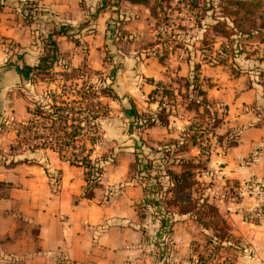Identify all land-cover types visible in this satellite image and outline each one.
<instances>
[{"label": "crops", "instance_id": "0c3cea01", "mask_svg": "<svg viewBox=\"0 0 264 264\" xmlns=\"http://www.w3.org/2000/svg\"><path fill=\"white\" fill-rule=\"evenodd\" d=\"M101 1L0 0V264H161L152 249L160 223L158 220L149 222L138 211V203L145 196L144 186L136 177L130 178L126 169L128 163L135 161L131 140L136 142V137L131 138L132 135L124 132L128 117L123 109L129 108L133 101L142 110L148 107L157 110L156 104L147 103L154 85L145 84L143 79L161 80V70L165 66L156 55L145 57L142 52L138 53L135 43L125 42L142 28L146 18H150L149 10L123 3L119 15L106 10L96 20H90ZM24 6L36 7L33 20L25 17ZM117 18L121 24L113 22ZM84 23L86 26L80 29ZM110 23L112 27L118 24L115 33L108 30ZM62 25L71 27L72 34L57 37L63 62L67 53L74 67L87 64L104 72L107 65L112 69L118 66L115 79L108 81L118 98L104 99L111 114L98 123L101 141L95 147L93 158L102 156L103 172L92 198L84 196L86 179L82 167L70 165L49 149L26 150L22 154L12 150L17 139L15 126L30 119L28 108L32 107L33 99L55 88L54 85L25 82L16 65H36L43 51V40ZM119 29L120 37L117 35ZM123 34L129 38H123ZM74 37L86 46V54L80 55ZM117 38H121L119 45H114ZM108 47L114 54L110 64L104 57ZM19 55L22 59H18ZM235 81L238 80L232 81V87L218 86V95L207 91L213 101L230 106L227 121L243 127L238 133L237 145L224 156L212 155L208 165L213 168L225 162L227 156L235 163L245 157L242 155L238 159L241 151L249 154L259 148L252 153L256 156L250 162L228 173L230 161L224 171L229 178L226 182L232 181L230 179L263 180L264 87L253 83L249 88ZM139 96L144 100L142 103ZM118 101L125 106L120 110L124 116L120 122H117L118 117L113 119L112 110L113 103ZM107 120L111 123L107 122L106 129ZM178 121L185 125V119L178 113L170 118L168 126H152L145 130L144 136H150L151 141L161 140L163 132ZM155 134L157 138L152 137ZM117 146L121 148L116 153V163L113 159L106 161L107 152L114 151ZM194 152L197 150L193 149L188 155ZM260 222L263 228L264 220ZM183 224L176 221L171 239L178 254L185 257L192 239L184 238L182 242L177 236ZM151 232L154 237L147 240ZM256 247L264 258V238ZM243 255L238 256L236 262Z\"/></svg>", "mask_w": 264, "mask_h": 264}, {"label": "trees", "instance_id": "16d2710c", "mask_svg": "<svg viewBox=\"0 0 264 264\" xmlns=\"http://www.w3.org/2000/svg\"><path fill=\"white\" fill-rule=\"evenodd\" d=\"M173 1L102 0L96 12L90 16V20H96L106 10L119 15L123 3L151 9L152 18L157 20L161 18L159 10L164 7L163 5L169 10ZM260 3L261 0H211L207 10L214 12L217 5L222 9L223 17L213 13L212 19L215 23L208 25L209 31L216 35H229L230 43H233L234 39L231 36L233 34H251L253 31L264 30V17L257 23L249 16ZM35 8V6L22 8L28 20H33ZM228 19L233 30L230 34L222 25V21L226 22ZM114 21L120 22L118 19H113ZM111 25V23L108 25V30L115 33L118 24L110 28ZM83 26L86 24L81 25L80 29H83ZM70 29L71 27L62 25L49 33L43 40V51L36 65L26 63L16 65V70L25 82L32 85L41 83L47 86L54 85L55 88L33 99L32 107L28 108L30 119L15 126L17 139L12 150L22 154L26 150L35 152L49 149L70 165L82 167L86 179L84 196L92 198L103 172L101 159L93 158L95 147L101 141L98 123L111 114V108L104 99L118 98L113 85L108 83L109 80L115 79L118 66L115 65L106 75L87 64L78 67L62 64L63 54L58 47L57 37H70L72 35ZM235 54L241 53L238 51ZM18 59H22V55H19ZM219 63L225 65L226 62L220 60L217 64ZM193 71L192 77H178L177 81L171 79V83L147 79L154 85L149 98L150 103L157 104L156 113L140 112L133 101L129 108L123 109L129 119L130 135L134 134V128L168 126L170 118L178 115V106L184 105V102L179 103L177 97L182 95V90L176 89L174 85L178 81H185L187 90L185 97L186 100L190 99L185 109L195 113L190 124L179 136V140L167 144L164 149H155L144 141L143 145L138 147L136 142L134 155L137 178L144 186V206L154 209L159 215L160 227L152 242L155 248L160 249L157 260L161 264L164 257L169 256L168 239L172 237L176 216H189L196 226L210 231L206 234L203 252L198 255V264H235L237 257L244 254L245 245L242 239L233 233L230 222L220 208L210 200L207 192L212 184L200 180L214 151L213 140L219 143L226 136L216 131L222 121L213 108L207 90L199 85L201 67L196 66ZM260 85L264 87V82L261 81ZM193 93H197L194 99L191 97ZM199 117L200 119H197ZM234 139H230L228 148L237 145V139ZM143 147H147L157 156L141 155L139 149ZM173 147L175 149H172ZM193 149H196L198 154L187 157L185 154H189ZM170 159H173L172 163L167 164ZM240 191L241 184L238 181L228 180L223 194L226 201L237 202L241 195Z\"/></svg>", "mask_w": 264, "mask_h": 264}, {"label": "rangeland", "instance_id": "374dc122", "mask_svg": "<svg viewBox=\"0 0 264 264\" xmlns=\"http://www.w3.org/2000/svg\"><path fill=\"white\" fill-rule=\"evenodd\" d=\"M210 5L211 0H174L171 3L169 10L163 5L164 7L159 10V16L161 18L157 20L152 18L151 9H148L150 18L144 20V25L137 30L132 39L127 35L126 37L129 39L125 42L127 44L135 43L138 48L137 51H139L138 53L142 52L145 54V57L156 55L159 60H164L165 67L161 70L163 76L161 80H158L163 81L164 83H171V79L177 81L176 79H178V77L190 78L192 77L195 67L200 66L201 76L199 85L207 91H211L212 95H218V86H220V88L224 85L232 87V81L234 80H238L235 82L241 83V86L245 84V86L249 88L253 83L260 85L261 81L264 82V30L253 31L251 34H233L231 36L233 37L234 42L230 43L229 35H216L214 32L209 31L208 25L215 23L212 19V14L215 13L217 16L223 17L222 9L217 5L214 8V12L207 10ZM249 16L254 18L257 23L262 21L260 18L264 17V0H261V3L256 9L252 10ZM117 19L119 20V18ZM222 25L226 27L228 34L233 32L232 23L229 19L226 20V22L222 21ZM109 31L111 32V30ZM117 33L120 37V29ZM126 37L125 34H123V38ZM72 39L77 41V46L79 45L80 47V55L82 56L86 54V46L78 41V38L74 37ZM120 39L121 38H119L114 45H119L118 42H120ZM238 51L241 54L236 55L235 53ZM65 56L66 60L62 64L70 65L71 60H69V54L65 53ZM104 57L107 64H110L113 61L114 54L109 47L105 49ZM220 60L225 61V65H220V63L217 64ZM106 68L107 70H105L104 73L108 75L112 68H110V65H107ZM233 78H240L241 80ZM143 80L145 84H150L147 79ZM174 87L182 90V95H177V97L179 103L184 102V105L182 107L178 106L177 113L183 116V119H185L184 123L188 126L194 118L195 113L193 111H186L185 109L186 106L188 107L187 104H189L190 101V99L186 100L185 97L187 95L185 81H178L175 83ZM139 90H142V88H139ZM195 94L197 93L192 94V99H194ZM142 99L143 98L139 96L141 103L144 101ZM126 102L127 105H129V100ZM211 102L213 103L214 110L218 113V118L222 121L220 126L221 131L219 128L216 131L222 133L221 135L226 136L219 143H215L213 140L214 151L212 155L218 156L221 154L224 156L233 148L227 147L231 141L230 139L235 138L234 140H236L240 129L243 127L240 128L237 126L236 122L227 121L229 119L228 114L230 106H225L223 103L216 102L215 100L213 101L212 99ZM147 103L156 104L150 103L149 95L147 96ZM123 107L125 106L119 101L118 103H113V119L118 117L117 122H120V118L124 117L120 112ZM139 107L138 110H141L142 113L154 114L158 111V107L155 111L148 106L146 110H142L141 106ZM235 113L237 112L235 111ZM197 119H200V117ZM126 121L127 125L123 128L124 132L127 133L129 130V120L126 119L125 122ZM107 122L111 123V121L107 120L105 122L104 127L106 129L108 128ZM185 125H183L182 122H173L171 128H168L163 132L164 134L162 136L164 137L157 141H151L152 139L150 136H144V132L148 128H134V134L131 138L136 137L138 147H141L143 145L142 141H144L155 149H164L167 144L172 143L174 140H179V136L186 127ZM107 136L109 137V135ZM152 137L157 138L158 135L155 134L152 135ZM136 142L131 140L134 151L136 150L134 146ZM120 148L121 146H117L112 152L109 150L106 154L108 156H106V161H111V159H113L115 160L113 163H116V160H118L116 159V153H118ZM172 149L175 148L173 147ZM258 149H255L254 151L252 150L249 154L241 151L237 155L238 159L242 155L245 157L235 163H233L227 156L228 158H225V162H221V164L216 165L213 168H209V165H207L208 168L204 171V175L203 177L201 176L202 178L200 179L207 184H212L211 189L207 192L210 200L220 208L226 219L233 225V233H235L237 237H242L243 239L245 245V251L243 252L244 255L236 262V264L238 262L239 264H264V258L261 257V254L258 252V247H256V244H258V242H263L264 238V227L262 228V222H260L264 220V179H249L242 182L238 181L241 184V195L237 198V202L234 200H229L227 202L224 194H222L226 185V180L229 179L226 177L224 166L226 167V164L231 161L232 164L227 168L228 173H231L233 170L238 169V165L243 166L244 162L247 163L254 159L256 155L252 153ZM140 150L142 152L141 155H148L150 157L157 156V154L150 152L147 147L139 149V152ZM244 153H246V155ZM112 154L115 156L111 157ZM194 154H198V152H194L192 155ZM160 155L161 154H158V156ZM185 155H187V157L191 156L188 154ZM123 160H127V158H124ZM106 161L103 165H106ZM171 161H173V159H170L167 164H170ZM126 166V169H128V173L130 174L129 177L131 178L134 176L137 178L136 162L133 161L132 164L128 163ZM234 202H236V204ZM138 206L140 214L149 222H155L158 220L159 215L156 211L144 206L143 201L138 203ZM175 220L179 223H184L177 235L181 237V241L183 242L184 238H187V240H190L191 238L192 240L189 244L190 246L188 247L187 255L183 257L178 254L177 248H175L172 243V239H168L169 256L167 255L164 257L162 264H198V255L203 252L206 234L208 232L210 233V231H205L196 226L189 216H176ZM191 222L193 224H191ZM185 223H187V226H185ZM153 235L154 233L152 232L151 234H148V236L146 235L147 240L153 238ZM182 248H184V246H182ZM152 249H154L153 252L155 253V257L158 258L160 254L159 247L155 248V246H152Z\"/></svg>", "mask_w": 264, "mask_h": 264}]
</instances>
